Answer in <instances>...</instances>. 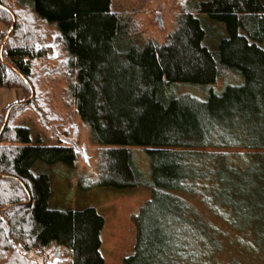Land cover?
I'll list each match as a JSON object with an SVG mask.
<instances>
[{
	"label": "trees",
	"instance_id": "obj_1",
	"mask_svg": "<svg viewBox=\"0 0 264 264\" xmlns=\"http://www.w3.org/2000/svg\"><path fill=\"white\" fill-rule=\"evenodd\" d=\"M22 12L56 31L76 112L92 142L103 147L98 184L151 191L134 218L133 251L121 264H202L196 244L201 241L209 253L219 241L213 226L184 197L200 186L203 198L217 210L226 209L221 216L231 229L249 236L250 247L264 257L262 0H184L163 43L139 42L134 24L112 9L111 0H0V18L7 15L11 21L6 33L13 26L9 33L20 35L17 44L7 46L9 35L0 45V89L13 88L17 80L32 98L35 62L43 56L34 46L48 37L20 27ZM198 14L224 25L225 35L214 49L205 43ZM231 71L242 76V83L211 88L204 97L177 91L182 85L213 86ZM134 147L144 149L149 177L137 168ZM219 148L243 152L236 160ZM76 157L70 145L31 144L28 127H9L5 121L0 178L13 180L18 190L0 191V203L14 208L10 231L2 236L10 250L4 264H36L17 246L40 252L52 244L69 252L71 264L104 263L103 217L91 206L49 208V176L32 170L36 161L73 166Z\"/></svg>",
	"mask_w": 264,
	"mask_h": 264
},
{
	"label": "rangeland",
	"instance_id": "obj_2",
	"mask_svg": "<svg viewBox=\"0 0 264 264\" xmlns=\"http://www.w3.org/2000/svg\"><path fill=\"white\" fill-rule=\"evenodd\" d=\"M183 1L111 0V7L114 11L124 14L134 24L136 29L134 37L139 42L154 40L163 43L174 27L175 17L181 11ZM12 2L13 0H9L10 4ZM262 2L264 3V0ZM197 16L206 30V45L213 49L216 48L220 39L225 35L224 25L211 20L207 15L198 14ZM0 19L4 23V26L0 25V45H2L11 21L7 15ZM18 22L20 27H32L38 35L48 37V39L37 41V44L43 42L47 45H39L34 49L37 54L43 55L35 62L38 68L35 71L36 76L33 78L34 96L30 98L28 89L17 80L12 82L13 88L0 89V132L4 127V121L7 120L9 127L15 125L28 127L31 144L68 145L62 143L50 130L55 126L60 134L72 137L79 147L85 148L87 161L84 160L80 152H77L73 166L60 162L47 164L36 161L32 170L33 172H45L49 176V208L68 210L91 206L96 209L104 219L100 246L103 264H121L123 258L133 251L136 238L134 218L140 208L150 199L151 191L143 186L130 190H119L98 184L100 179L99 153L103 147L92 142L89 130L76 112L68 89L67 59L63 49L58 46L59 39L55 37L56 31L53 26L46 25L29 12L20 13ZM13 33H8L10 36L7 37V46L15 45L19 41L20 35ZM259 46L264 49V41L259 42ZM44 70L47 71L43 73ZM240 83H242V76L231 71L221 76L213 86L198 88L182 85L177 88V91L204 97L211 88L221 91L227 84ZM15 103L18 105L7 111L9 106ZM3 144L10 145L12 143ZM216 150L225 152L229 158L236 160L243 152L240 148H219ZM133 151L137 168L145 177H149V160L144 149L134 147ZM1 175L2 173H0V177H2ZM1 190L7 191L6 193L9 194L8 191L18 190V186L11 179L0 178ZM6 193L5 195H7ZM1 194L3 193L0 192ZM184 197L200 216L213 226L219 241V246L209 253L203 251L201 241L196 244L197 248L202 250V264H264L263 254L250 247V237H245L243 233L231 229L221 216V213L226 214V209L218 207L217 210V206L206 201L203 198L201 186L198 187L195 194H186ZM20 200L24 203L26 198L21 196ZM8 204V201L0 203V245L2 246L0 264L5 263L10 251L8 246L3 244L6 240L2 238L6 235L7 230L10 231L9 220L14 211V208H10L11 205ZM243 204L246 205V201ZM57 248L61 259L54 264H71L70 254L62 246L52 244L44 251L50 250L51 253H54ZM44 251L36 250L35 252L39 254Z\"/></svg>",
	"mask_w": 264,
	"mask_h": 264
},
{
	"label": "water",
	"instance_id": "obj_3",
	"mask_svg": "<svg viewBox=\"0 0 264 264\" xmlns=\"http://www.w3.org/2000/svg\"><path fill=\"white\" fill-rule=\"evenodd\" d=\"M12 28H13V26H11V28H10L9 31H8V33L11 31ZM8 33H7V35L5 36V39H4V41H3V44L1 45V49L3 48L4 42H5V40H6L7 37H8ZM40 44H44V43L42 42V43H40ZM46 71H47V70H44L43 73H45ZM4 124H5V121H4ZM4 124H3V126H4ZM50 130L55 134V136H56V137H57L62 143H66V144L70 145L71 147L74 148V150H75L76 152H80L81 156H83V158H84L85 161L88 160L87 155H86V152H85V148H84L83 146H82V147H79V146L76 144V142L74 141V139H73L72 137H68V136H65V135L60 134V133L56 130L55 126H53ZM17 249H18L21 253L25 254L28 258H31V259L35 260L38 264H43V258H44V257H43L42 255H39V254H37V253H35V252L31 251V250L27 251V250L23 249L21 246H17ZM58 253H59V249L57 248V249L55 250L54 254L51 256V260H50L49 264H54V263H55V260H53V256H55L57 260L60 259Z\"/></svg>",
	"mask_w": 264,
	"mask_h": 264
},
{
	"label": "flooded vegetation",
	"instance_id": "obj_4",
	"mask_svg": "<svg viewBox=\"0 0 264 264\" xmlns=\"http://www.w3.org/2000/svg\"><path fill=\"white\" fill-rule=\"evenodd\" d=\"M45 46V45H47V44H37V45H35V47L34 48H36L37 46ZM55 252V251H54ZM54 253H51L50 252V250H47V251H44L42 254H40V255H42L44 258H43V264H49V262H50V260H51V256L53 255ZM58 255H59V253H58ZM59 257H60V255H59ZM60 259H61V257H60ZM60 259L59 260H57L56 259V257L55 256H53V260H55V262H57V261H60Z\"/></svg>",
	"mask_w": 264,
	"mask_h": 264
}]
</instances>
